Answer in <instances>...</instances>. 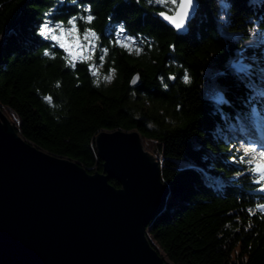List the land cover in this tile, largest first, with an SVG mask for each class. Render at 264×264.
Listing matches in <instances>:
<instances>
[{
  "label": "trees",
  "instance_id": "trees-1",
  "mask_svg": "<svg viewBox=\"0 0 264 264\" xmlns=\"http://www.w3.org/2000/svg\"><path fill=\"white\" fill-rule=\"evenodd\" d=\"M51 0H0L4 7L0 9V34L7 29L16 27L19 36L9 38L0 49V63L7 64V71L0 70V110L8 112L12 117H6L15 131L26 141L39 149L56 156L66 157L78 162L88 172L102 171V162L93 152L90 145L94 136L100 130H138L143 145L148 152L158 160L160 175L172 192V200L168 211L158 215L161 209L151 219L145 228V235L152 247L158 252L166 264H264V222L256 220L250 232L224 231L226 222H233L237 214L247 223V216L240 209L250 201L243 193L229 189L227 196L219 197L201 185L200 177L194 172L178 174L176 161L187 160L201 164V152L193 150V143H205L212 152L225 151L224 145H214L205 132L212 128L213 119L209 117L210 106L202 102L200 93L205 84L202 74L205 68H223L224 62L231 55V47H226L222 40L216 38L213 0H201V12H207L208 23L201 29L203 39L197 41L193 36L176 39L171 31L161 28L158 20L151 15L144 17L142 10L133 6L116 7L120 0H82L93 5V11L98 17L95 27L101 32L104 43H108L112 26L119 20H124L132 35L137 32L155 36L162 51L154 55L156 65L142 63L118 50H113L116 67L120 77L109 89L96 90L91 87L85 66L81 65L78 74L82 81L81 87H75L73 75L62 70L61 62H50L44 67L39 59L41 44L38 38L29 31L31 26L40 19L42 12ZM235 23L232 31L244 28L245 11L243 3L235 5ZM74 8L60 10L57 19H64ZM195 28L193 29V33ZM32 40L25 48L23 42ZM175 43L177 58L185 67L191 69L195 84L191 89L180 87L179 95L176 87L170 92H162L156 81L159 72L171 71L164 68L168 45ZM234 47V46H233ZM107 65L105 71H107ZM140 71L143 77L138 92H148L151 106L145 105L144 97L138 96L135 103L130 102L128 80L132 73ZM63 80V96L67 97L65 110L67 118L57 123L49 114L36 95L33 85L42 92H52L50 84L55 79ZM219 83L227 87L230 98L241 94L235 82L222 78ZM63 97L56 96L59 101ZM182 103V115H177L175 107ZM140 111L143 119L136 121L131 113ZM174 117L178 123H165L164 116ZM14 114H18L21 123L17 125ZM152 120L159 126V131H149L145 121ZM217 173L225 178L232 170L221 165ZM205 181L212 186H219L215 174H205ZM109 182L119 186L111 178ZM167 192V193H168ZM243 197V198H241ZM165 203V201H164ZM231 212L233 215H228ZM223 236L218 238V234ZM259 233V235H255ZM249 245L252 246L251 252ZM165 257V258H164ZM247 258V259H245ZM1 264H15L4 262Z\"/></svg>",
  "mask_w": 264,
  "mask_h": 264
},
{
  "label": "clouds",
  "instance_id": "clouds-1",
  "mask_svg": "<svg viewBox=\"0 0 264 264\" xmlns=\"http://www.w3.org/2000/svg\"><path fill=\"white\" fill-rule=\"evenodd\" d=\"M208 2V0H205ZM216 38L222 40L226 47H231V55L227 57L223 68L207 67L202 78L205 81L200 98L210 106L208 113L213 119L212 128L205 132V137H210L212 144L224 145L225 151L212 152L205 147V143H193V150L201 152V164L192 161H176V172H194L200 177L203 188L219 196H227L229 189L236 190L247 196L250 203L241 208L247 216V223L237 214L234 227L233 222L223 225L224 231L239 232L243 227L244 232H250L256 227L255 220L264 222V0H213ZM243 3L245 9L244 28L241 31H232L235 23V5ZM123 5L135 6L142 10V15L152 16L158 20L161 28L171 31L174 36H193L197 41L203 39L201 29L208 23L207 12H201V0H120L116 7ZM4 7L0 4V9ZM74 8L64 19H57L61 9ZM98 17L93 11L90 2L82 0H51L42 12L40 19L36 20L29 31L38 38L41 44L48 46L40 48L39 59L47 67L50 62H61L62 70L69 71L76 83L81 87L82 81L78 74L79 66L86 68L91 87L96 90L111 88L120 77L116 67L115 58L110 60L113 50H118L142 63L156 65L154 55L159 56L162 51L159 41L155 36L137 32L132 35L124 20L117 21L111 29L108 43L95 27ZM195 32L193 33V29ZM5 35L9 38L19 36L16 27L7 29L0 34V49L3 48ZM32 44L31 39L23 42L25 48ZM234 46V47H233ZM175 43L168 45L167 58L164 62L165 69L171 71L159 72L156 81L162 92H170L175 86L179 95L180 87L191 89L196 80L190 68L177 58ZM107 71H105V67ZM7 64L0 63V70L7 71ZM235 82L240 95L230 98V90L222 86L219 80L228 78ZM143 77L140 71L132 73L128 80V96L135 103L138 96L144 97L145 105L150 107L148 92H138ZM36 95L41 103L49 110V114L59 124L67 118L65 106L67 97L63 96V80L55 79L51 82L52 92L44 93L39 87L33 85ZM63 97L57 101L56 96ZM177 115H182L183 105L178 103L175 107ZM164 116L165 123L175 125L178 121L172 117ZM136 121L143 119L140 111L131 113ZM14 120L20 125L18 114ZM149 131H159V126L152 120L145 121ZM95 152V143L90 145ZM232 170L231 175L225 178L217 173L219 166ZM205 174H215L219 186L208 184ZM164 183L162 187H167ZM172 192L164 197V206L158 215L168 211V204L172 200ZM243 198V197H241ZM228 215H233L229 212ZM255 235H259L256 233ZM223 232L218 234V238ZM252 246L249 245L251 252ZM247 259V258H245Z\"/></svg>",
  "mask_w": 264,
  "mask_h": 264
},
{
  "label": "water",
  "instance_id": "water-1",
  "mask_svg": "<svg viewBox=\"0 0 264 264\" xmlns=\"http://www.w3.org/2000/svg\"><path fill=\"white\" fill-rule=\"evenodd\" d=\"M94 143L102 171L90 173L24 140L0 110V264H166L145 235L168 192L158 160L135 129Z\"/></svg>",
  "mask_w": 264,
  "mask_h": 264
},
{
  "label": "rangeland",
  "instance_id": "rangeland-1",
  "mask_svg": "<svg viewBox=\"0 0 264 264\" xmlns=\"http://www.w3.org/2000/svg\"><path fill=\"white\" fill-rule=\"evenodd\" d=\"M3 114H4V116L5 117H9L11 120H12V117L8 114V112H6V111H1ZM144 147H146V145L144 144ZM165 258V257H164Z\"/></svg>",
  "mask_w": 264,
  "mask_h": 264
}]
</instances>
